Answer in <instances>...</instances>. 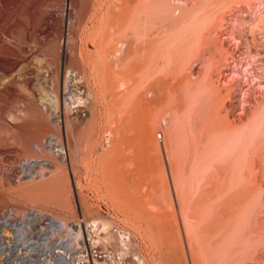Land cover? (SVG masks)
Listing matches in <instances>:
<instances>
[{
  "label": "rangeland",
  "instance_id": "1",
  "mask_svg": "<svg viewBox=\"0 0 264 264\" xmlns=\"http://www.w3.org/2000/svg\"><path fill=\"white\" fill-rule=\"evenodd\" d=\"M5 1L0 0V58L4 60L0 65V100L4 103H0V125L15 129L22 122L30 101L37 109L43 110L46 106L42 101L54 99L57 85L59 90L61 112L58 117L55 118L47 107L43 111L47 125L54 130V133L48 132L44 139L49 142L54 138V145L61 140L66 151L65 155L55 158L66 167L63 174L70 182L66 196L73 214L69 216L55 207H47L42 210L43 214L66 221L69 226L73 225V221L82 222L83 229L86 225H95L92 234L86 230L82 233L78 244L79 248L88 247L90 242L101 254L108 255L104 264H264V0H163L148 8V13L155 14L161 10L165 14L167 8L181 7L184 1L192 5L195 3L196 13H200H197L198 18L202 22L205 19L204 23H198L201 28L192 22L186 11L173 22L174 27L177 31L190 28L195 30L194 33L197 29L205 30L209 41L223 46L224 52L221 56L212 52L215 58L212 66H209L207 53L203 56L204 60L184 54L173 59V63L177 61L173 66L164 65L167 62H162L163 59L168 60L164 50L167 41L172 40L167 32L162 36L166 45L160 36L159 43L150 50L152 54L148 55V63L143 60L148 64L145 66L142 63L143 69L127 66L130 71L125 73L112 62L116 76L111 78V88L122 93L125 82L131 88L132 102L155 82L165 87L164 92L168 93L166 86L175 87L172 83L178 78L175 75L179 76L182 72L189 79L190 86L197 90L184 101L185 93L176 89L174 98L167 95L162 106L147 110L139 122L124 120L122 124L117 119L120 113L123 114V109H118L113 103L117 96H113L112 101L109 99L107 107L103 102L100 104V93L95 88L98 116L91 117L92 104L89 102L86 112L70 117L66 114L68 119L61 97L66 71L83 69V61L79 54L75 56V52L82 49L93 52L87 32L94 25L100 0H89L87 10L83 7L85 0H26L24 6L20 5L22 0H9V6L4 8ZM8 16L11 17L10 30L2 27ZM215 17L224 19L217 29H214ZM156 22L157 25L160 23ZM191 42L194 43L190 44L193 50L195 39ZM56 46L59 47L57 53L54 52ZM155 47H158V52ZM149 61L152 63L149 64ZM56 72L59 73L58 78ZM119 73L126 80L124 77L118 80ZM208 73L215 90H231V95L223 97L215 110L219 117L226 118L239 130L233 132L235 134L225 133L206 141L196 136L198 143L190 134V123L196 119V129L200 125L198 122L204 126L208 123L210 95L198 79ZM7 97L12 98L7 102ZM174 101L180 103V108L181 104L184 107L180 111L186 123L180 135L176 134L164 115L167 111H175ZM127 110L133 115L136 112L131 105ZM158 115L161 117L157 125L155 117ZM138 126L140 130L145 126L149 128L151 145L145 139V143L142 141ZM16 148L19 146H7L0 151V194L13 191L22 174V163L26 159H34L17 152ZM69 149L74 152L72 155ZM178 150L182 153L179 158L181 165L172 179L169 162L177 167ZM40 156L35 157L38 162L48 164L50 158ZM8 172L11 173L7 176ZM191 207L195 211L192 222L197 229L193 234L196 237L193 236L194 240L183 218ZM31 210L41 209L33 205L19 208L11 202L0 203V224L4 213L13 212L21 216ZM151 210L153 214L156 210L158 217L160 213L163 220L151 219L153 223L144 219L143 213L153 216ZM204 213L207 214L206 220ZM73 228L76 227L73 225ZM120 233L129 237L122 244ZM66 239L73 242L67 236ZM195 240L202 242L206 262L197 251ZM38 241L40 244L45 242L44 239ZM24 252L22 250V257ZM36 259V256L32 258L33 261Z\"/></svg>",
  "mask_w": 264,
  "mask_h": 264
},
{
  "label": "bare ground",
  "instance_id": "2",
  "mask_svg": "<svg viewBox=\"0 0 264 264\" xmlns=\"http://www.w3.org/2000/svg\"><path fill=\"white\" fill-rule=\"evenodd\" d=\"M161 1L163 0H114V1L113 0H100L99 2L96 0V2H98V5H97L98 8L96 10V13L93 10L95 13L94 25L93 26L91 25V29H89V31L87 32V38L90 39V41L93 44L92 46L94 47L93 52L88 51L86 49L79 50V52L77 53L75 52V56L79 54L80 59L83 61V69H82L83 71L68 69L64 76L65 78H64L63 91H62L61 97H62L63 105H64L63 108H65V115L68 114V117H70L72 115L74 116V115H78V114H82L86 112L87 105L90 102L92 104L90 108L91 117L98 116L97 110H96V102L98 99H97L96 93H94L95 88H97L98 89L97 91H99L100 93V98H101L100 104L101 102H103L105 103L107 107L109 106V102L111 98L113 96H117V99L113 102L114 106H116L118 109L119 107L123 109V114L120 113L119 117L117 116L118 119L116 118L118 123H121L124 120L130 123L132 120L134 121L136 120L135 122H139L141 117L145 116V113L147 110L150 111L152 108L156 106H162L166 100L167 95H169V97L172 96L174 98L176 89L179 91V93H185L186 100L184 98L183 99L184 101L188 100L187 98L190 97V94L193 95L197 92V90H195L196 88L194 89L190 86L189 79L187 78V76H185L183 72L180 73L179 76L175 75L174 73L176 78L178 77L176 82L175 81L172 82V83H175L174 84L175 87L172 88L171 85H169L171 87V89H169L168 88L169 86L166 84L168 86V87L166 86V89H168V93L164 92L165 87H163L159 82H155L153 86L151 87L147 86L148 88L147 90H145L146 92H142L141 94L137 95V98L134 99L133 102L131 98L132 97L131 88L125 82L122 85V86H125L123 88L124 91L122 93H117L111 88V84H112L111 78L113 75H115L112 69V62H114V64L117 65L116 68L123 69V72L125 73L130 71L127 66H129L130 69L131 68H135L136 70L137 68L143 69L142 67L143 60L147 61L148 55L151 53L150 50L154 46H156L157 43H159L158 42L159 37L161 36L160 39L162 40V36L164 34L166 35L167 32L170 34L172 31V28L174 27L173 22L176 21V19L181 18L185 11L189 13L188 15L191 18L192 22L197 23V26L199 22H202L200 18H198L197 16V13L199 12L196 13V11H198L197 6L195 5V3L194 5L190 4L189 3L190 0L189 2L184 1L181 7H176V8L174 7L173 10L172 8H170V10H168L169 8H167L168 12L166 13L165 11V14L162 13L163 11L161 12V10L157 11L155 14L148 13L149 12L148 8H151V6L153 5H157ZM8 2L9 0H6L4 2L3 4L4 8L9 6ZM25 3H26V0H22V2H20V5L24 6ZM171 6H172V3H171ZM83 7L84 9L87 10V8L89 7V0L84 1ZM201 14H202V10H201ZM24 15L25 14L23 13L22 16ZM185 16H186V13H185ZM209 16L211 18V15ZM206 18H208V16ZM223 20L224 19L222 17H219L218 19L216 18L215 20L216 26L214 29H217V27L219 28ZM156 21H160V23H158L157 25ZM207 21L208 20H206V23H208ZM10 22H11V17L8 16L3 21L2 27L7 30L12 29L11 26L8 27ZM204 22H205V19L202 23ZM92 24H93V20H92ZM12 26L13 28L15 27V25H12ZM208 29L210 30V28ZM194 31L193 29L191 30L190 28H186V29H181L179 31H177L176 29L174 30V34L173 32L171 33L172 35L171 34L169 35L167 33L169 36L168 38H171L172 40L171 42L167 41V46H166L167 48L164 50L166 51L165 53L168 56V60L164 61L165 59H163L164 57H166L165 53H164L165 56L163 58H161L163 55L160 57L161 59H163L162 62H167L166 64L162 63L160 65L161 67L163 64L168 65V66L172 64L171 66H173V64H176L177 62L176 61L175 63H173L174 62L173 59L177 58L178 56H182L184 54H188L187 56L194 55L196 56V59H203V56L205 53L209 55L208 56L209 59H207L208 57H206V59L209 61V66H212L215 60L212 52H214V54L217 53V55L219 56L223 55V52H224L223 46L213 45L211 41H209V38H210L209 34L205 33V30L197 29L195 33ZM193 38L195 39V47H193L194 49L191 50L190 47L192 45L190 44L192 43L191 41ZM162 43H163V40H162ZM192 44L194 45V43ZM211 46L213 48H211ZM157 49L158 47L156 48V51L158 52L159 49L158 50ZM162 49H160V51ZM58 51H59V47L56 46L54 52L57 53ZM163 52H161V54ZM157 55H159V53ZM187 59H185L186 62H187ZM160 61L158 62V64H160ZM3 62L4 60L0 58V65ZM151 63L152 62H150L149 64ZM146 64L145 66H148V64L147 65ZM150 66L148 67L149 69H150ZM169 68L170 70L173 71V68L171 67ZM189 68L190 67H188V69ZM144 69L146 70V68ZM166 69L168 68H165V70ZM154 70L155 68L153 69V71ZM119 72L121 73V70ZM166 72L168 73L169 71H166ZM174 72L176 71L174 70ZM120 73L118 74L119 76H120ZM135 73L137 72H134V74ZM187 73H188V70H187ZM58 75L59 73L56 72L57 78H58ZM151 75H153V73H151ZM130 76H131V73H130ZM154 76H155V73H154ZM121 77H124V76H120L118 80ZM197 78H195V80H197ZM124 79L126 80L125 77ZM198 79L199 81L201 79V84H204V88L207 91H209L208 93L210 95V98H208L209 100H208V106H207L209 120L205 126L198 122L197 124L198 125L200 124L198 129H196L197 127H195L196 119L195 120L193 119L195 123L192 122L191 120V123H190L191 129L190 128L189 129H190V134L194 137V140H197V138L195 139L196 136L206 141L208 139H213V138L215 139V138L221 137L225 133L235 134L233 132H236L239 129L234 128L232 126V123H230L226 118L219 117L217 111L215 110L217 106L219 105V102L223 100V97H229L231 95V90L228 88H223V91L215 90L214 83L211 80L210 73H208L205 77H199ZM130 81L131 80H128L127 82H130ZM133 90L135 91V89ZM11 98L12 97H7V102ZM0 103H3V100H0ZM42 103L43 105H45L47 108L50 109V111L52 112L55 118L58 117L59 113L61 112V108L59 105L58 85L56 86L54 90V99L51 101L44 100L42 101ZM174 103L176 106L175 111L174 112L167 111L164 115L165 117L169 119V122H171L170 125H173V128L176 134L178 135L182 131L183 126L186 122L182 118L181 111H180L182 110V108L184 110V107L181 104L182 108H180V103L178 101L177 102L174 101ZM100 104L97 103V105H100ZM128 105L135 107L136 112L134 113V115L132 114V112L130 111L128 112L127 110ZM46 107L43 110H39L36 108V106L31 104V101H30L26 108L25 114L21 120L22 122L19 125H17L15 129L9 128L8 125H0V151L4 147L10 146L14 148V146L17 145L19 146V148H16L17 152H20L21 154L29 156V157H34V159L32 160L31 159L24 160V162L22 163V168H23L22 174L16 181L13 191H8L7 193L5 192L4 194H0V203L6 204V203L11 202L19 208H23L24 206L33 205L41 209V210H31L29 213L25 215H21V216L20 214H17V213L13 214V212L8 213V214L4 213L2 215V223L0 224V264H79L78 257L83 247L79 248L78 239L81 238V235L85 230L88 233L92 234L91 232L95 231L94 229L96 228L95 225L94 226L86 225L85 229H83L82 222L73 221L72 224L76 227L74 229L73 225L69 226V224L66 221H62V220L60 221L54 217H48L43 214L44 211L42 210L46 209L47 207H55L59 209L60 211L65 212L69 216L73 214L72 207L68 203V199L66 196V192H68V187L70 183L68 181V178H66V176L63 174L66 167L62 161H59L55 158L61 154L65 155L66 151L63 150V147H62L63 144L61 140H57L59 143L54 145V143H52L54 138H51L49 142H46V139H44L46 134H49L48 132L54 133V130L51 129L47 125L46 115L43 112L44 110L47 109ZM187 107L189 106L187 105ZM80 108H81V111H80ZM0 111H1V106H0ZM160 117L161 115H158L157 117H155L157 120V125L159 123ZM113 129H117V128H113ZM140 129L141 128L139 127L138 132H140L139 134L141 135L140 137H142V141L143 139H145V142L147 141V144L151 145L152 142L149 139L151 131H149V128L145 126L142 128V130ZM185 130H186V127H185ZM235 138H236V135L234 139ZM108 140L109 139H107V143H108ZM115 140H117V138ZM45 143L47 145L44 147L43 145ZM200 143L202 144V142ZM202 145L205 146V144H202ZM56 147L59 149H54ZM234 147H235V144H234ZM71 149H69V151L72 155L73 151H71ZM45 150L47 151L46 152L47 154L44 152ZM235 152L236 153L239 152L237 150V147H236ZM235 152H234V155H235ZM181 154H180V151L178 150L177 161L179 162H177L175 165L177 167H174L172 162H169L170 173H171L172 179L175 177L174 176L175 173L178 172V167L180 168L181 159L179 158H181L180 157ZM39 156L47 157L48 159L50 158V161L48 162V164H40L38 160L35 158V157L39 158ZM10 173L11 172H8L7 176ZM151 212H152L151 214L154 213L153 210H151ZM135 213H137V211H135ZM138 213L142 215L141 212H138ZM155 213L156 214H153L152 217L149 216L150 215L149 213H147V215L143 213L142 216L144 219H147V221L148 219L149 221H151V219L153 221L163 220V217H160L161 216L160 213H159V217H158V213L156 212V210H155ZM194 214H195V211L193 207L189 208L188 211L186 210V212L183 214L184 224L187 230L189 231V233L190 232L192 233L191 235L192 239L194 236L193 234H195L196 232L195 224L192 222L193 221L192 219L194 218ZM206 215L207 214L204 213V217H203L204 220L207 219ZM160 223H162V221ZM65 236H67L69 239L71 238L73 242L71 241L72 243H70L68 239L65 240ZM128 238L129 237L125 233L119 234V240L121 244L124 243V240ZM39 239H44L45 242L43 244H40L38 243ZM32 240L33 242H30ZM50 241H53L51 242L52 244H49ZM6 242H8L9 244H6ZM195 242H196L195 245L198 248V249L196 248L197 251L200 253L202 259L206 262L207 257L205 255V250H204V246L202 242H200L199 240L197 241L195 240ZM22 250L25 251L24 252L25 256L23 257H22L23 255ZM190 252L192 253V249H190ZM35 256L37 257V259L36 261H33L32 258H34Z\"/></svg>",
  "mask_w": 264,
  "mask_h": 264
},
{
  "label": "built area",
  "instance_id": "3",
  "mask_svg": "<svg viewBox=\"0 0 264 264\" xmlns=\"http://www.w3.org/2000/svg\"><path fill=\"white\" fill-rule=\"evenodd\" d=\"M83 247L79 253L78 263L79 264H104L105 258H109L108 255L101 254L97 251L96 247L91 243Z\"/></svg>",
  "mask_w": 264,
  "mask_h": 264
}]
</instances>
